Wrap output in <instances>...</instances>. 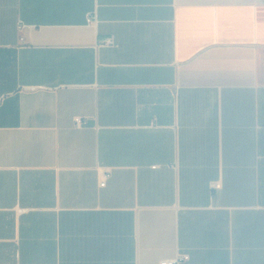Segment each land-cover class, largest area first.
Masks as SVG:
<instances>
[{
    "label": "crops",
    "instance_id": "crops-1",
    "mask_svg": "<svg viewBox=\"0 0 264 264\" xmlns=\"http://www.w3.org/2000/svg\"><path fill=\"white\" fill-rule=\"evenodd\" d=\"M179 254L264 264V0H0V264Z\"/></svg>",
    "mask_w": 264,
    "mask_h": 264
},
{
    "label": "built area",
    "instance_id": "built-area-1",
    "mask_svg": "<svg viewBox=\"0 0 264 264\" xmlns=\"http://www.w3.org/2000/svg\"><path fill=\"white\" fill-rule=\"evenodd\" d=\"M97 20V14H92L89 16L88 18V22L91 23L93 21ZM25 26H23L22 24L19 25V29H23ZM101 45L103 46H115L116 42L114 40V38H105L103 40H101ZM75 124L77 127H80L82 125H84V120H82L81 118H76L75 119ZM111 177V172H104L103 174V179L101 181L100 186L103 188L106 186L107 181L110 179ZM211 188L212 190H220L222 188V183L221 182H213L211 184ZM190 260V256L187 254H179L175 259L173 260H163L160 264H184L186 262H188Z\"/></svg>",
    "mask_w": 264,
    "mask_h": 264
}]
</instances>
